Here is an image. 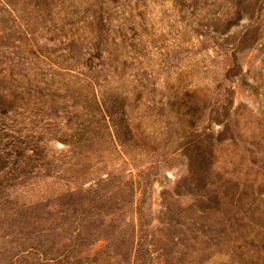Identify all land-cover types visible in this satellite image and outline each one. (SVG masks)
Instances as JSON below:
<instances>
[{
    "label": "rangeland",
    "instance_id": "1",
    "mask_svg": "<svg viewBox=\"0 0 264 264\" xmlns=\"http://www.w3.org/2000/svg\"><path fill=\"white\" fill-rule=\"evenodd\" d=\"M264 0H0V264H264Z\"/></svg>",
    "mask_w": 264,
    "mask_h": 264
},
{
    "label": "trees",
    "instance_id": "2",
    "mask_svg": "<svg viewBox=\"0 0 264 264\" xmlns=\"http://www.w3.org/2000/svg\"><path fill=\"white\" fill-rule=\"evenodd\" d=\"M263 242H264V240H263Z\"/></svg>",
    "mask_w": 264,
    "mask_h": 264
}]
</instances>
